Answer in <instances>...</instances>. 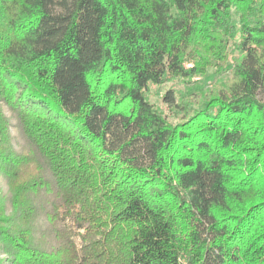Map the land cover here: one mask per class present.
I'll return each instance as SVG.
<instances>
[{"label": "trees", "instance_id": "obj_1", "mask_svg": "<svg viewBox=\"0 0 264 264\" xmlns=\"http://www.w3.org/2000/svg\"><path fill=\"white\" fill-rule=\"evenodd\" d=\"M261 92L264 0H0V264H264Z\"/></svg>", "mask_w": 264, "mask_h": 264}, {"label": "rangeland", "instance_id": "obj_2", "mask_svg": "<svg viewBox=\"0 0 264 264\" xmlns=\"http://www.w3.org/2000/svg\"><path fill=\"white\" fill-rule=\"evenodd\" d=\"M59 11V10H57ZM233 56L234 54L229 56L228 62L226 63L227 69L221 71L218 74L214 73L213 69H209L207 71V77L202 78V88L203 89H213L214 85L216 86V83L227 81L230 78V70L228 68L231 67L232 61H233ZM189 84L183 83L181 81H172L168 82L162 86H151L149 88V93H148V98L150 101L156 104H160V96L164 94L169 88H173L174 90L178 91V94L186 93L187 87ZM259 98L261 100H264V92H261L259 94ZM5 115L7 116V112L4 111ZM10 133L14 137L12 139V145L16 151L20 150V145L22 142L20 141L19 138H16L15 131L12 127H10ZM17 140L19 141V144L17 143ZM0 192L5 193L6 192V186L0 176ZM0 258H4L3 255L0 254ZM2 260V259H1Z\"/></svg>", "mask_w": 264, "mask_h": 264}]
</instances>
